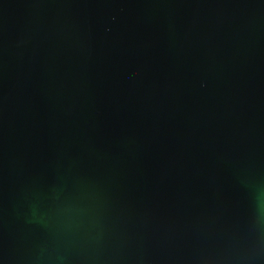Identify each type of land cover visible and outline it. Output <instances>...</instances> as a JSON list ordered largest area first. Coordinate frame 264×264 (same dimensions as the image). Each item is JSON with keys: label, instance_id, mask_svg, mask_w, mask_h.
<instances>
[{"label": "water", "instance_id": "95a60500", "mask_svg": "<svg viewBox=\"0 0 264 264\" xmlns=\"http://www.w3.org/2000/svg\"><path fill=\"white\" fill-rule=\"evenodd\" d=\"M171 0H0V264H89Z\"/></svg>", "mask_w": 264, "mask_h": 264}]
</instances>
